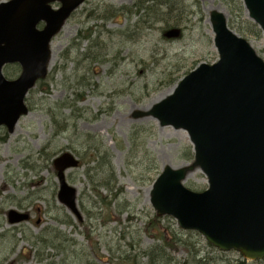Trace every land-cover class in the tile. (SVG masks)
<instances>
[{"label": "rangeland", "instance_id": "obj_1", "mask_svg": "<svg viewBox=\"0 0 264 264\" xmlns=\"http://www.w3.org/2000/svg\"><path fill=\"white\" fill-rule=\"evenodd\" d=\"M143 1L85 0L52 39L47 76L26 95L28 112L11 133L0 128V264H264L218 249L172 216L151 219L154 180L166 165L189 163L193 149L184 130L131 117L197 64L217 59L211 10L223 12L262 59L264 34L252 33L242 0H170L178 1L172 15L182 34L164 37L169 24L153 22L156 1L144 2L149 9L140 15L129 11ZM113 8L122 12L112 16ZM9 66L15 77L18 66ZM62 152L80 161L65 172L78 215L57 200L52 161ZM183 184L202 191L206 176L197 168ZM9 209L29 218L9 223Z\"/></svg>", "mask_w": 264, "mask_h": 264}, {"label": "water", "instance_id": "obj_2", "mask_svg": "<svg viewBox=\"0 0 264 264\" xmlns=\"http://www.w3.org/2000/svg\"><path fill=\"white\" fill-rule=\"evenodd\" d=\"M59 1L52 10L50 2ZM84 0H7L0 2V126L11 133L28 112L25 96L47 74L50 40ZM248 18L264 34V0H242ZM44 20V29L36 24ZM208 20L218 54L201 62L148 110L131 117L151 116L160 126L186 131L193 160L180 167L166 165L154 180L149 202L157 216L169 215L184 229L201 233L221 250H235L249 260L264 257V60L244 38L231 30L223 12L213 9ZM179 35L178 28L164 33ZM17 63L19 75L7 79L5 64ZM58 181L57 200L77 213V190L65 171L78 166L70 152L52 161ZM206 176L200 192L183 185L195 169ZM28 213L10 209L9 223L27 220Z\"/></svg>", "mask_w": 264, "mask_h": 264}, {"label": "trees", "instance_id": "obj_3", "mask_svg": "<svg viewBox=\"0 0 264 264\" xmlns=\"http://www.w3.org/2000/svg\"><path fill=\"white\" fill-rule=\"evenodd\" d=\"M152 1H156V8L153 9L154 15H152L153 17V22H159V21H167V24H169V28L170 27H178L179 26V21L176 20V17H173V12L176 10L175 5H179L178 1H170V0H161V1H157V0H152ZM144 2H149V0H144L142 3H134L132 5V7H130V11L133 10L135 13H138L139 15L142 13L141 11L147 10L149 9L148 5H144ZM112 8V7H111ZM121 13V9L120 8H113L110 11V14L112 16L118 15ZM169 15L168 17H165L164 15ZM170 17V18H169ZM175 20H174V19ZM249 28L252 29V33L254 35H257L259 33V31L257 30L258 28L256 27L255 24H252L250 22H248ZM9 67H12L14 71L9 70ZM17 70V68L14 66H6L4 68V73L6 75H13L15 73V71ZM51 122L53 124H55V116L51 115ZM65 126L63 125L62 127H59L56 129L55 132H59V131H63L65 130ZM101 159H106L107 158V154L104 156H100ZM103 163H106V166L108 167L109 165V159H106ZM80 164V163H79ZM152 220L155 221L156 219V215H154L152 218ZM158 237H160L161 239L164 237L163 232L161 231L158 234ZM157 237V238H158ZM243 261H239L237 264H243Z\"/></svg>", "mask_w": 264, "mask_h": 264}, {"label": "flooded vegetation", "instance_id": "obj_4", "mask_svg": "<svg viewBox=\"0 0 264 264\" xmlns=\"http://www.w3.org/2000/svg\"><path fill=\"white\" fill-rule=\"evenodd\" d=\"M60 6V4H58L57 2H54V3H51V8L52 9H57L58 7ZM75 12V11H74ZM74 12H72V14L74 13ZM71 14V15H72ZM71 15H70V17H71ZM44 27H45V21L44 20H40L37 24H36V29H44ZM85 34H84V32L82 31H80V32H78V38H80V37H82V36H84ZM5 135L3 134V135H1L0 136V138L1 137H4Z\"/></svg>", "mask_w": 264, "mask_h": 264}]
</instances>
